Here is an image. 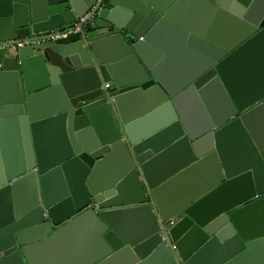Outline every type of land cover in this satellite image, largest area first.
I'll list each match as a JSON object with an SVG mask.
<instances>
[{
    "label": "water",
    "instance_id": "obj_1",
    "mask_svg": "<svg viewBox=\"0 0 264 264\" xmlns=\"http://www.w3.org/2000/svg\"><path fill=\"white\" fill-rule=\"evenodd\" d=\"M262 128L264 0H0V264H264Z\"/></svg>",
    "mask_w": 264,
    "mask_h": 264
},
{
    "label": "crops",
    "instance_id": "obj_2",
    "mask_svg": "<svg viewBox=\"0 0 264 264\" xmlns=\"http://www.w3.org/2000/svg\"><path fill=\"white\" fill-rule=\"evenodd\" d=\"M215 28L218 32H224L227 29V26L222 25L221 23H217L215 25ZM257 122H261L258 121L257 119L254 120V123ZM262 123V122H261ZM260 132L263 131L264 129H258ZM257 130V131H258ZM85 237L82 238V233L79 232V230L77 231H72L70 233H68V235L66 236V238L64 239V246L66 249H68V247H70V250L76 254L77 251H80L82 247L86 246L85 242ZM56 257V252L53 250H49L47 251L43 256H41L40 258V263L43 264H51V260L53 258Z\"/></svg>",
    "mask_w": 264,
    "mask_h": 264
},
{
    "label": "built area",
    "instance_id": "obj_3",
    "mask_svg": "<svg viewBox=\"0 0 264 264\" xmlns=\"http://www.w3.org/2000/svg\"><path fill=\"white\" fill-rule=\"evenodd\" d=\"M79 30V25L75 23L72 27L65 29V30H52L49 35L39 37V38H33V37H24L16 42V46H23V45H28V44H41L43 41L46 40H53L57 37H63L66 36L72 32H76Z\"/></svg>",
    "mask_w": 264,
    "mask_h": 264
}]
</instances>
